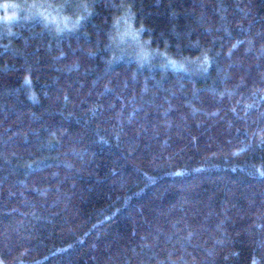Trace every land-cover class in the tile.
<instances>
[{"label":"trees","instance_id":"16d2710c","mask_svg":"<svg viewBox=\"0 0 264 264\" xmlns=\"http://www.w3.org/2000/svg\"><path fill=\"white\" fill-rule=\"evenodd\" d=\"M0 1V264H264V0Z\"/></svg>","mask_w":264,"mask_h":264},{"label":"bare ground","instance_id":"6f19581e","mask_svg":"<svg viewBox=\"0 0 264 264\" xmlns=\"http://www.w3.org/2000/svg\"><path fill=\"white\" fill-rule=\"evenodd\" d=\"M15 1H16V0H14L13 3L16 4L17 2H15ZM0 2H1V1H0ZM6 2H7V1H6ZM9 2H12V1H9ZM26 2H27V1H26ZM15 4H14V6H17V4H16V5H15ZM11 5H12V3H11ZM18 7H19V6H18ZM87 14H88V13H87ZM80 16L83 17V15H80ZM85 16H86V15H85ZM121 16H122V15H121ZM126 16H127V15H126ZM126 16H125V17H126ZM3 17H5L4 14H3V16H2L1 18H3ZM76 17H78V16H76ZM82 17H81V18H82ZM117 17H118V16H117ZM123 17H124V16H123ZM125 17H124V18H125ZM130 17H131V16H130ZM83 18H84V17H83ZM85 18H86V17H85ZM85 18H84V19H85ZM120 18H121V17H120ZM3 19H4V18H3ZM75 19H76V18H75ZM78 19H79V21H80V17H78ZM78 19H77V20H78ZM116 19H118V18H116ZM121 19H122V18H121ZM131 19H132V18H131ZM1 20H2V19H1ZM125 20H126V19H125ZM133 20H134V18H133ZM54 21L56 22V20H53V22H54ZM123 21H124V20H123ZM55 22H54V24H55ZM73 22H74V21H73ZM73 22H72V24H73ZM114 22H115V27H116L118 23H117L116 21H114ZM118 22H120V21L118 20ZM121 22H122V21H121ZM126 22H127V21H126ZM126 22H125V23H126ZM128 22H129V24H131V23H130L131 21H128ZM46 23L48 24L49 22H46ZM57 23H58V22H57ZM61 23H62V22H61ZM61 23L59 22V24H61ZM75 23L78 24L79 22H75ZM116 23H117V24H116ZM123 23H124V22H123ZM49 24H51V23H49ZM52 24H53V23H52ZM59 24H57V25H59ZM62 24H63V23H62ZM119 24H120V23H119ZM133 24H134V21H133ZM55 25H56V24H55ZM74 25H75V24H74ZM122 25H123V24H122ZM49 26H50V25H49ZM119 26H120V25H118V27H119ZM123 26H124V25H123ZM126 26H127V25H126ZM63 27H65V26H63ZM124 27H125V26H124ZM128 27H129V29L131 28L130 26H128ZM48 28H49V27H48ZM50 28H51V27H50ZM56 28H57V27L53 28L52 30H54V29H56ZM59 28H61L60 25H59ZM65 28H66V27H65ZM116 28H117V27H116ZM122 28H123V27H121V29H122ZM117 29H118V28H117ZM124 29H126V28H123V31L121 30L122 34H123L124 31L126 32V30H124ZM59 30H60V29H59ZM61 30H62V29H61ZM55 31H56V30H55ZM55 31H54V32H55ZM116 31H117V30H116ZM116 31H114V32H116ZM128 31H129V30H128ZM128 31H127L126 33L124 32V34H127L126 36H128ZM130 31H131V30H130ZM132 31H133V30H132ZM132 31H131V32H132ZM136 31H137V30H136ZM138 31H139V30H138ZM140 31H141V30H140ZM140 31H139V32H140ZM52 32H53V31H52ZM57 32H58V29H57ZM73 32H74V31H73ZM119 32H120V31L117 32V35H118V36L120 35V34H118ZM142 32H143V31H142ZM142 32H140V33H142ZM60 33L62 34L63 32L61 31ZM114 34H115V33H114ZM114 34H113V35H114ZM124 34H123V35H124ZM130 34L132 35V33H130ZM63 35H64V33H63ZM113 35H112V36H113ZM123 35H122V36H123ZM134 35H136V34H134ZM138 35H139V33H138ZM122 36H119V37H122ZM124 36H125V35H124ZM126 36H125V38H123V39H126ZM139 36H142V35H139ZM115 37H116V36H114L113 39H117V37H116V38H115ZM119 37H118V38H119ZM131 37H132V36H131ZM135 37L138 38V36H135ZM135 37H133V40H135V39H134ZM121 39H122V38H121ZM119 40H120V39H119ZM137 40H138V39H137ZM124 41H125V40H124ZM135 41H136V40H135ZM140 41H141V40H140ZM144 41H146V40H144ZM144 41H143V42H144ZM120 42H122V41H120ZM147 42H148V41H147ZM111 43H112V40H111ZM114 43H116V42H114ZM123 43H124V42H123ZM141 43H142V42H141ZM150 43H151V42H150ZM112 44H113V43H112ZM124 44H125V43H124ZM136 44H137V42H136ZM144 44H145V43H144ZM144 44H143V45H144ZM147 44H148V43H147ZM116 45H117V44H116ZM116 45H115V46H116ZM125 45H126V44H125ZM140 45H141V44H140ZM140 45H139V46H140ZM149 45H150V44H148V47H149ZM127 46H128V45H127ZM136 46H137V45H136ZM141 46H142V45H141ZM145 46H147V45H145ZM150 46H151V45H150ZM130 47H131V46H129V49H130ZM148 47H147V48H148ZM139 48H141L140 51H142V47H139ZM149 48H150V47H149ZM150 49H151V48H150ZM150 49L148 50L149 52H150ZM144 50H145V49H144ZM152 50H153V49H152ZM154 50H156V49L154 48ZM125 51H126V50H125ZM148 51L146 50V51H144V52H148ZM159 51H160V50H159ZM138 52H139V49H138ZM144 52H142V54H143ZM151 52H152V51H151ZM161 52H162V51H161ZM114 53H115V52H114ZM156 53H158V51H156ZM159 53H160V52H159ZM162 53H163V52H162ZM140 54H141V53H140ZM142 54H141V59H143L142 56L145 55V54H143V55H142ZM160 54H161V53H160ZM117 55H118V54H117ZM117 55H116V57H117ZM120 55H121V54H120ZM120 55H119V57H120ZM122 55H123V54H122ZM137 55H139V54H137ZM137 55H136V56H137ZM157 55H158V54H157ZM163 55H165V54H163ZM163 55H162V58H163ZM166 55H167V54H166ZM127 56H128V55H127ZM130 56H131V55H129V57H130ZM122 57H123V56H122ZM148 57H149V56H148ZM164 57H165V56H164ZM145 58H147L146 55H145ZM166 58H168V57H165V59H166ZM114 59H116V58L114 57ZM117 59H118V57H117ZM138 59H139L138 61L141 62V61H140V57H139ZM147 59L149 60V58H147ZM147 59L144 60V61H147ZM153 59H154V58H153ZM165 59H164V60H165ZM119 60H120V59H119ZM123 60H124V59H123ZM166 60H167V59H166ZM192 60H193V59H192ZM198 60H199V59H198ZM198 60H197V61H198ZM135 61H136V58H135ZM194 61H195V60H194ZM148 62H152V61H148ZM148 62H146V64H147ZM200 62H201V61H200ZM141 63H143V62H141ZM193 63H195V62H193ZM196 63H197V62H196ZM137 64H140V63H137ZM154 64H155V63H154ZM162 64H163V63H162ZM164 64H165V63H164ZM173 64H174V63H173ZM148 65H149V63H148ZM157 65H159V64H157ZM192 65H193V64H192ZM194 65H195V64H194ZM146 66H147V65H146ZM174 66H176V65L174 64ZM170 67H171V66H170ZM172 67H173V66H172ZM172 67H171V68H172ZM176 67H177V66H176ZM198 68H199V65H198ZM174 69H175V67H174ZM194 69H195V68H194ZM175 70H176V69H175ZM177 70H178V68H177ZM179 70H180V69H179ZM196 70H197V69H196Z\"/></svg>","mask_w":264,"mask_h":264},{"label":"snow or ice","instance_id":"6c2138e0","mask_svg":"<svg viewBox=\"0 0 264 264\" xmlns=\"http://www.w3.org/2000/svg\"><path fill=\"white\" fill-rule=\"evenodd\" d=\"M10 7V5H5V8ZM11 19V17L5 16V20ZM27 83V81H26Z\"/></svg>","mask_w":264,"mask_h":264}]
</instances>
